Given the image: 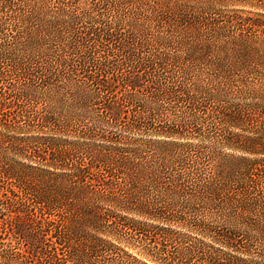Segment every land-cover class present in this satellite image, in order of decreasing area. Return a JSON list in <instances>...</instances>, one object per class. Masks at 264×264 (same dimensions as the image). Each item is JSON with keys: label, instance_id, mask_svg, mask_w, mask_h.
I'll return each instance as SVG.
<instances>
[{"label": "trees", "instance_id": "trees-1", "mask_svg": "<svg viewBox=\"0 0 264 264\" xmlns=\"http://www.w3.org/2000/svg\"><path fill=\"white\" fill-rule=\"evenodd\" d=\"M83 1L0 0V264H264V0Z\"/></svg>", "mask_w": 264, "mask_h": 264}, {"label": "rangeland", "instance_id": "rangeland-1", "mask_svg": "<svg viewBox=\"0 0 264 264\" xmlns=\"http://www.w3.org/2000/svg\"><path fill=\"white\" fill-rule=\"evenodd\" d=\"M84 1L81 3V5H83L85 3ZM145 51H147V50H145ZM217 134H218V130L215 131V134L212 135V137L215 136V138H216ZM210 136H211V134H210ZM210 136L208 137L209 141H207V142L200 140V148L199 149L201 152L200 157L202 160L199 163H203L207 166V168L212 169L216 163V160H215L216 153L220 154V152H224V151H222L220 149V147L217 146L216 142L214 143V142H212V140H210ZM190 142H192V141L190 140ZM193 143H195V141H193Z\"/></svg>", "mask_w": 264, "mask_h": 264}]
</instances>
